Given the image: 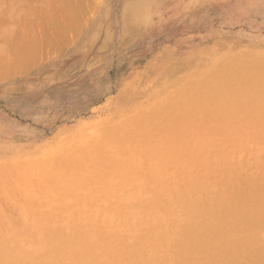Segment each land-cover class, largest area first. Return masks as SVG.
Instances as JSON below:
<instances>
[{
    "label": "bare ground",
    "instance_id": "bare-ground-1",
    "mask_svg": "<svg viewBox=\"0 0 264 264\" xmlns=\"http://www.w3.org/2000/svg\"><path fill=\"white\" fill-rule=\"evenodd\" d=\"M235 62L110 121L97 137L0 165V179L20 177L33 198L15 246L0 242V264H248L264 238V131L231 133L264 129V71L256 59ZM44 197L60 198L62 209H40Z\"/></svg>",
    "mask_w": 264,
    "mask_h": 264
},
{
    "label": "rangeland",
    "instance_id": "rangeland-1",
    "mask_svg": "<svg viewBox=\"0 0 264 264\" xmlns=\"http://www.w3.org/2000/svg\"><path fill=\"white\" fill-rule=\"evenodd\" d=\"M263 52L264 0H0V165L97 137L224 62L260 59L264 71ZM254 124L231 138L262 136L263 124ZM31 190L18 176L0 179L4 251L27 225ZM55 202L44 197L38 206L59 212ZM263 239L248 264H264Z\"/></svg>",
    "mask_w": 264,
    "mask_h": 264
}]
</instances>
